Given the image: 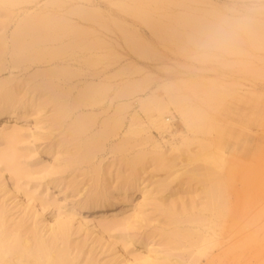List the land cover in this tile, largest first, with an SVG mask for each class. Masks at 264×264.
<instances>
[{"label": "rangeland", "instance_id": "374dc122", "mask_svg": "<svg viewBox=\"0 0 264 264\" xmlns=\"http://www.w3.org/2000/svg\"><path fill=\"white\" fill-rule=\"evenodd\" d=\"M172 1L185 4L154 13L105 15L89 9L86 0H0V87L38 109L46 144H57L60 166L67 165L56 174L67 186L66 197L91 199L103 192L130 207L140 205L139 234L145 242H133L129 249L162 248V234L174 229L173 221L185 217L186 224L179 220L175 227L200 232L212 215V246L189 257L191 247L182 240L185 248L171 250L172 262L264 264V38L219 64L193 66L186 37L221 0ZM145 20L158 22L155 27ZM36 26L39 32L53 31V39L33 34ZM155 117L164 120L167 131L152 123ZM0 142V151L20 168L25 188L36 189L47 209L65 215L68 206L60 205L63 196H55L56 186L29 164L30 143ZM195 172L210 176L202 180ZM134 181L146 193L143 200L139 189L117 195ZM209 181L215 190L212 205L205 196ZM7 199L0 189L5 221L0 230L14 232L18 224L21 235L31 239L40 224L51 222L50 214L40 221ZM163 208L182 218L166 216ZM200 210L206 218L201 216L206 220L202 228L203 220L200 225L188 220L197 213L201 219ZM42 233L48 232L43 228ZM69 233L70 264L90 259L115 264L108 262L100 242L92 243L74 228ZM49 248L38 259L20 250L2 258L25 255V264L27 259L29 264H64L54 260L55 247Z\"/></svg>", "mask_w": 264, "mask_h": 264}, {"label": "bare ground", "instance_id": "6f19581e", "mask_svg": "<svg viewBox=\"0 0 264 264\" xmlns=\"http://www.w3.org/2000/svg\"><path fill=\"white\" fill-rule=\"evenodd\" d=\"M86 2H87V6L89 9H91L92 11L103 13L105 15H115V14H121V13L126 14V15L127 14H138L139 15V14H146V13H150V12L165 9V8L167 9L169 5L175 4V3L180 4V5L185 4L183 3L184 1L183 2L182 1L173 2L172 0H86ZM155 22H158V20ZM155 22L151 23L148 20V22L146 21V25L155 26L157 25ZM183 24L187 25L188 23H183ZM36 27H37L36 29L32 30L33 34L39 33L40 35V32H42L41 35L44 34V36L48 38L47 41L53 39L55 35L53 31L48 32L44 30L43 28H40V32H39L38 26ZM41 35L40 37L42 38L43 35L42 36ZM36 37L37 36H35V39ZM5 68H8V66H4V69ZM178 103L179 101L177 100V103L175 102V104L177 105ZM37 113H38V109L33 107L31 104H27L25 102L19 101L18 99H13L9 97L8 94H6V92L4 93L3 88L0 87V141L4 140L10 144L12 143V145L13 143L15 144L18 141H24V142L27 141L28 143H30L29 154H30V157H32L31 162L29 163L30 166L33 169H35V172H37V174L42 173L43 177L48 178L52 182V185L56 186L57 191H56L55 196L58 194L63 196L59 202H60V205L66 204L68 206V211L65 215H62L59 211L47 209L45 207L47 201L42 198L37 197L36 189L30 190L29 188L28 189L25 188L23 183L19 180L21 170L16 164V162L14 161V158H12V156L8 154V152L0 151V189L3 192L4 196L8 198L7 200H10V203H13L14 207L18 206L17 209H20V211H24L25 213H30L35 219H37L38 217H41V218H38L40 221L43 220L44 218L43 215L46 213L50 214V216L52 217L51 222L46 223V224H40L39 228H37L36 230L37 234L33 235L34 238L31 237V239H29L30 238L29 236L23 237L21 235L20 225L18 224L16 225V228L13 229L14 232L10 231L6 227L4 229L1 228L2 230H0V235L3 237L0 240V264H12V263L18 264L17 262H19L20 258L21 260H23L25 255H28L27 257H29V255H33L36 257V259H38L37 256L39 255V253H41L42 255V252L45 253L44 251H47V249L50 246L58 248V249L56 248L57 250L54 248V250L57 251V255L54 258L56 262L57 261L59 263L63 262L65 264L68 261L67 264H70L68 260L69 254H67L68 247H67L66 241H67L68 234H70L69 231L72 228H74L76 232L82 231L86 233L87 236L90 237V240L92 243L100 242L104 248V251L108 252L107 254L108 262H113L115 264H193V263L195 264L196 260L193 261V263L192 261H189V260H187L189 262H183L182 260L183 263H181L180 261L182 258H180V261L176 260L172 262L174 259H172L171 261L169 257L171 250H174V249L178 250L181 248H185L183 247L185 245H183L184 243L182 244V240L186 243L187 247L192 248V250L191 248L189 249L190 253H188L189 250L187 251L188 253L187 256L192 254V252L204 253L207 248L212 246L214 239H213V233H212L213 226L211 225L213 224L211 222L212 220H209L210 218H212L211 217L212 215L210 216L209 219H206L205 215L203 216L201 215L202 210H200V218L202 216V218H205L206 220H208L207 221L208 225H205V229H203L200 232L198 231L200 234L196 235V233L198 232L196 229L193 228V226H192L193 229H191V231H190V228L187 229L185 227V228H182L181 230V228H179L180 226L175 227V225L179 222V220H181L180 222L182 223V226L184 222L186 224L187 220H185V217H183L185 221H182L183 219L178 218V220H176V223L173 221L174 229L172 230L169 229V231L165 230L167 231L165 233L163 232L164 234H162V236H163L164 242L160 243L162 248H159V249L147 248L146 253H143L141 250L137 251V249H134V250L129 249L128 246L133 245V242L134 244H137V243L144 244L145 242V239L141 238V235L139 234L138 220H139V213L141 211L140 205L138 204L137 206L130 207L124 203H121L117 199V197L114 196V194H109V195L104 196L102 194L103 192L94 194L91 197V199L90 198L83 199L75 195L71 197H66L64 193L66 191L67 186L62 184L60 180L56 179V174L59 172H63L66 169L67 165L64 163L65 166L64 165L60 166L61 158H60L59 150L57 148V144L55 146H52V145L49 146L46 144V135L44 134V131L42 128V121L40 117L37 115ZM182 114L184 115V113L180 112L181 118L184 117ZM190 115L192 114H189V116ZM185 120H189V118ZM163 122L164 120L162 121L161 118H156V117L153 118L152 120V123L155 124L158 129H160L161 131H167V128L164 127ZM188 123L184 121L185 127H189L190 123L189 124ZM26 131L28 132V134H25ZM201 147H204V146L201 145ZM209 159L211 160V158ZM59 167H65V169L60 168L61 169L60 170ZM195 174L197 175L199 174L198 176L200 177L202 176L200 173H197V172H195ZM204 174L206 177L209 175L208 173L206 175V172ZM206 177H201V179L203 178L204 180H208L206 179ZM210 179L212 178L210 177ZM209 183L210 184H208L207 186L205 185L206 187L205 196L208 199L206 203L211 202L210 200H212L211 199L212 193L214 194V191H215L213 190L214 187H211L213 186V183L210 181ZM137 187L138 188H136V183L134 181V183H132L129 188L128 186L127 187L123 186L121 190L117 191V195H124V196L125 194L133 195V193L137 189H139L141 200H143L146 196V193L145 191H143L142 188H139V184L137 185ZM43 190L45 191L48 190V186L46 184L43 185ZM213 202L214 201H212L211 203L213 204ZM211 203L210 205H212ZM208 204H206L207 210L209 207L207 206ZM212 209L213 208H211V210ZM170 211L166 208H163V210H161V212L166 214V216L168 215L173 216L174 212H170ZM2 215H3V210L0 209V227L5 222L2 219ZM194 215L192 216L194 218H192L191 216H187V218L191 217V218H188V220L189 219L192 220V221L189 220L191 223L195 221L199 223V224H196L194 222L196 225H200L199 221L201 220H203L201 221V224H203L202 222L204 221L206 223L205 219H202V218L196 219L197 216L199 215L198 213H197V216L196 214ZM177 217L175 216V218ZM180 218H182V216H180ZM209 222H211V224H209ZM203 226L204 224L201 225L200 228H202ZM43 228H45L46 232H48L46 235L45 233H42ZM184 229H187V230L183 231ZM193 230L195 231L194 238H192L193 234H191ZM129 231L131 233H129ZM189 239H191L190 240L191 242H189ZM60 244L62 245L65 244V245L64 247H60ZM17 246H19V248ZM13 247H17L16 249H19L20 251L15 250ZM50 249L51 248H49L48 250ZM14 251L15 252L19 251L18 254H20V252L26 253V254L22 256L23 259L22 257L18 256L17 253H16L17 257H14V256L9 257L10 254H12V252L14 253ZM150 252L152 254H150ZM52 253L54 254V252ZM8 254L9 256H7V259L5 258V260H3L2 256L8 255ZM50 256H52V254ZM53 257L54 256H52V258ZM52 258L51 260H53ZM36 259H35V263H36ZM32 260L30 259V261ZM190 260H193V259L190 258ZM71 261L72 260L70 259V262ZM24 262L25 261L23 260V264H25ZM28 262L29 261L27 259L26 264H29ZM30 263L32 264L33 262H30ZM19 264H22V261L21 263L19 262ZM88 264H97V263H94L93 259H90V262Z\"/></svg>", "mask_w": 264, "mask_h": 264}, {"label": "clouds", "instance_id": "9594fccd", "mask_svg": "<svg viewBox=\"0 0 264 264\" xmlns=\"http://www.w3.org/2000/svg\"><path fill=\"white\" fill-rule=\"evenodd\" d=\"M264 38V0H221L186 37L189 62L219 64Z\"/></svg>", "mask_w": 264, "mask_h": 264}]
</instances>
